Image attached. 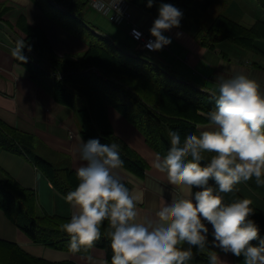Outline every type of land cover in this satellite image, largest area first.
I'll list each match as a JSON object with an SVG mask.
<instances>
[{
    "label": "clouds",
    "instance_id": "1",
    "mask_svg": "<svg viewBox=\"0 0 264 264\" xmlns=\"http://www.w3.org/2000/svg\"><path fill=\"white\" fill-rule=\"evenodd\" d=\"M154 2L147 0L146 7ZM93 6L104 10V0H93ZM182 18L181 9L161 0L149 29L154 39L145 47L159 51L169 45L171 37L164 33L179 28ZM141 35L133 29L134 38ZM25 47V39L18 40L12 52L21 62L27 60ZM216 88V93H210L214 109L202 113L208 125L199 134L186 136L172 127L167 153L154 154L152 167L166 171L180 195L164 200L143 218L137 211L143 194L130 189L117 171L124 163L120 146L80 137L77 154L83 163L75 170L78 184L64 197L74 211L61 225L71 253L92 249L107 222L111 264H191L201 254L207 256L208 264H222L215 249L243 257L244 264H264V237L252 219L253 201H226L223 196L249 181L264 187V92L244 72L220 78ZM254 240L258 243L253 244Z\"/></svg>",
    "mask_w": 264,
    "mask_h": 264
},
{
    "label": "trees",
    "instance_id": "2",
    "mask_svg": "<svg viewBox=\"0 0 264 264\" xmlns=\"http://www.w3.org/2000/svg\"><path fill=\"white\" fill-rule=\"evenodd\" d=\"M32 1L54 22L86 40L88 49L79 60L59 58L39 26L30 23L25 14L18 18L16 24L6 21L4 17L11 8L3 6L0 7V20L26 41L22 52L27 60L21 62L16 58V61L24 65L35 78L54 75L55 97L76 110L84 139L98 138L102 144H118L124 168L141 176L144 175L147 163L138 152L116 136L108 115L111 107L138 128L151 148L165 154L171 146L172 127L179 128L186 136L188 132L199 134L198 126L209 123L202 113L214 109V97L192 83L177 78L160 64L129 51L130 46L96 32L83 15L90 0H56L62 9L56 8L51 0ZM163 2L181 9L183 15L193 21L196 0ZM258 2L264 10V0ZM199 23L200 30L194 38L200 40L204 47L215 50L226 41L264 58V19L247 27L235 18L220 13L208 25L202 21ZM27 45L31 46L30 50ZM31 51L36 52L41 60H36ZM224 56L227 57V54ZM44 60L50 64V69L41 65ZM252 65L263 67L255 61ZM0 146L28 156L63 195L66 196L77 186L75 170L56 166L36 152L32 137L1 121ZM249 183L254 188L258 187L254 181ZM126 185L130 188L128 183ZM223 196L226 201L247 198L239 191ZM252 207L255 209L252 219L260 227L259 235L264 237V209L254 203ZM0 209L35 242L69 251V238L61 225L70 218L39 211L36 191L22 186L1 170ZM101 230L102 237L95 246L105 249L111 262L110 239L106 235L107 222H104ZM252 243L256 244L258 240ZM89 251L82 249L79 253ZM196 260L208 264L205 254L196 256ZM0 264L77 263L50 262L29 254L15 242L0 239Z\"/></svg>",
    "mask_w": 264,
    "mask_h": 264
},
{
    "label": "crops",
    "instance_id": "3",
    "mask_svg": "<svg viewBox=\"0 0 264 264\" xmlns=\"http://www.w3.org/2000/svg\"><path fill=\"white\" fill-rule=\"evenodd\" d=\"M128 2L132 21L149 31L158 15L160 2L155 0L151 8L146 7L147 0ZM206 4L213 6L216 3L214 0H196L193 21L183 15L179 28L164 33L171 37L169 48H162L156 53L137 50L129 34V25L114 23L90 3L83 15L96 32L130 46L129 51L139 53L146 59L160 64L166 71L189 84L192 83L203 92L216 93V85L220 78H228L240 72L257 80L261 85V91L264 92V60L250 55L230 42H222L215 50H210L204 47L200 40L194 38L200 30L197 13H200L201 9L205 11L203 6ZM3 6L11 8L4 17L6 21L16 24L18 18L25 14L30 23L39 26L59 58L79 60L88 49L86 40L54 22L32 0H0V7ZM224 9L227 14H223L235 18L247 27L261 20L264 12L261 5L260 10L254 12V7L249 11L236 0L225 4ZM21 39L16 31L0 20V121L32 137L36 152L56 166L76 170L83 163L77 154L80 137L86 141L80 131L77 112L73 107L56 99L54 75L46 74L35 78L24 65L16 61L12 52L16 42ZM31 52L36 60H41L36 52ZM224 54H227V57ZM253 61L263 67L253 66ZM41 65L45 69H50V64L45 60ZM108 115L116 136L138 152L147 163L144 175L141 176L124 167L117 170L130 185V189L143 194V201L137 205L138 215L143 218L149 213H154L164 200L180 195L179 186L169 181L166 171L152 167L151 161L157 151L146 143L138 128L113 107L109 109ZM207 125L208 123L199 125L198 129L201 131ZM0 170L22 186L36 191L39 211L70 218L74 209L65 201V195L55 188L51 180L28 156L0 146ZM237 189L248 199H254L259 204L256 206L264 208V187L254 188L247 182L237 185ZM209 228L211 231L210 225ZM0 239L15 242L29 254L50 262L74 261L77 264H91L89 260L91 257L95 261L106 260L107 264H111L106 250L101 247L94 246L89 253L73 254L68 250L35 242L1 209ZM215 250L222 259V264H244L243 257ZM192 262L206 264L198 263L196 257Z\"/></svg>",
    "mask_w": 264,
    "mask_h": 264
},
{
    "label": "built area",
    "instance_id": "4",
    "mask_svg": "<svg viewBox=\"0 0 264 264\" xmlns=\"http://www.w3.org/2000/svg\"><path fill=\"white\" fill-rule=\"evenodd\" d=\"M90 5L97 10L96 7L93 6V0H90ZM104 0V10H98L100 13L106 15L111 21L118 25L127 24L129 25V34L131 39L136 44V49L141 50L143 52H151L156 53L158 51H150L148 48L145 47V43L149 39H154L151 37L150 32L143 29L136 23H134L131 19V12L129 10V2L128 0ZM133 29L138 30L140 33H142L141 37L139 39L134 38L133 36ZM169 48V45L164 46L163 49Z\"/></svg>",
    "mask_w": 264,
    "mask_h": 264
},
{
    "label": "rangeland",
    "instance_id": "5",
    "mask_svg": "<svg viewBox=\"0 0 264 264\" xmlns=\"http://www.w3.org/2000/svg\"><path fill=\"white\" fill-rule=\"evenodd\" d=\"M214 1H215L216 4H213V6H210V5L206 4V5L203 6L205 11H203L201 9L199 11L200 13H197V16L199 17L200 21H202L206 25H208L214 19V17L216 15H218L220 13H226L227 14V12L224 9V5L227 4V3H230L232 0H214ZM236 1H238L240 4H242L243 6L248 8L249 11H252L251 9L253 7H254V12H256V10H260L259 9L260 8V4H259L258 0H236ZM262 19H264V12H263V18ZM249 54L252 55V56L260 57V59L262 61L264 60L262 55L255 54L253 52H249ZM240 61L243 62V60H240ZM250 199L253 201V203L255 205L259 206V204L254 199H252V198H250ZM262 209H264V208H262ZM191 264H194V262H191Z\"/></svg>",
    "mask_w": 264,
    "mask_h": 264
},
{
    "label": "water",
    "instance_id": "6",
    "mask_svg": "<svg viewBox=\"0 0 264 264\" xmlns=\"http://www.w3.org/2000/svg\"><path fill=\"white\" fill-rule=\"evenodd\" d=\"M51 1H52V4H53L56 8L62 9V7L59 5V3H58L56 0H51Z\"/></svg>",
    "mask_w": 264,
    "mask_h": 264
}]
</instances>
